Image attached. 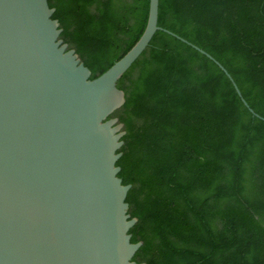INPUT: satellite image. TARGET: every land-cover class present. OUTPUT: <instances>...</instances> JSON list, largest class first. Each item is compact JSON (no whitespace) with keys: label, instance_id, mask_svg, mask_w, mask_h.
Masks as SVG:
<instances>
[{"label":"trees","instance_id":"trees-1","mask_svg":"<svg viewBox=\"0 0 264 264\" xmlns=\"http://www.w3.org/2000/svg\"><path fill=\"white\" fill-rule=\"evenodd\" d=\"M59 38L97 77L143 32L149 0H47ZM159 26L199 46L264 117V0H159ZM118 176L132 259L264 264V120L218 65L157 30L121 75Z\"/></svg>","mask_w":264,"mask_h":264},{"label":"water","instance_id":"water-1","mask_svg":"<svg viewBox=\"0 0 264 264\" xmlns=\"http://www.w3.org/2000/svg\"><path fill=\"white\" fill-rule=\"evenodd\" d=\"M149 0L145 28L104 72L91 71L59 38L47 0H0V264H145L132 259L136 217L128 213L116 165L125 131L108 116L125 102L121 75L157 30L213 60L158 25Z\"/></svg>","mask_w":264,"mask_h":264}]
</instances>
